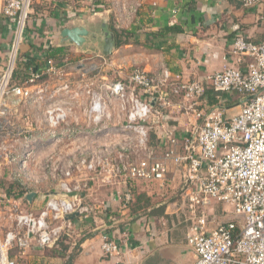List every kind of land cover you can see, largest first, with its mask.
Segmentation results:
<instances>
[{
	"label": "built area",
	"instance_id": "1",
	"mask_svg": "<svg viewBox=\"0 0 264 264\" xmlns=\"http://www.w3.org/2000/svg\"><path fill=\"white\" fill-rule=\"evenodd\" d=\"M1 1L3 14L14 21L13 38L0 63V160L19 164L12 179H23L27 162L34 160L42 143L53 148L42 169L52 176L61 173L64 179L85 170L104 173L107 181L120 178L126 184L163 186L173 165L182 181L183 219L187 244L195 253L193 264H264V41L236 33L229 52L239 65H226L205 77L216 91L239 94L240 110L226 117L217 105L202 106L187 135L179 138L166 129L158 137L157 149L149 143L152 119L164 120L170 93L185 101L183 113L194 110L205 91L203 81H184L166 66L155 73L134 67L126 80L111 79L95 72L96 62L88 61L87 66L81 60L71 74L66 65L46 58L42 68L29 67L17 84L12 77L32 0ZM101 1L108 4L102 10L110 11L113 27L120 30L130 29L145 0ZM240 3L261 8L264 0ZM14 93L20 96L25 117L30 107L36 109L31 124L40 137L15 131V114L7 102ZM83 138L92 142L75 147L79 153L75 162L54 150L53 145L62 143L68 153L71 143ZM60 188L66 196L79 187L64 180ZM1 196L6 201L5 194ZM132 198L128 185L121 199L127 206ZM218 204L229 207L234 217L216 220ZM74 211L86 216L90 208L77 195L48 196L37 212L12 204L8 213L12 224L5 231L0 228V264H16L10 252L28 248L32 239L41 248L55 245L70 225L64 216ZM101 249L109 256L121 251L107 235L102 236Z\"/></svg>",
	"mask_w": 264,
	"mask_h": 264
},
{
	"label": "crops",
	"instance_id": "2",
	"mask_svg": "<svg viewBox=\"0 0 264 264\" xmlns=\"http://www.w3.org/2000/svg\"><path fill=\"white\" fill-rule=\"evenodd\" d=\"M72 1L33 0L30 20L28 19L19 50L20 55L35 53L37 61L31 66H44L46 58L39 52L48 43L64 47L67 51L66 48L70 45L61 42L60 29L85 22L79 16L67 18L74 15L69 10V3ZM2 7L0 0V63L6 59L14 30V21L3 14ZM101 15L104 14L86 21L92 22L93 18H101ZM66 18L68 22L64 24ZM170 27H178L180 31L169 30ZM130 31L127 42L116 46L111 56L118 63L121 73L117 70L120 74L125 73L121 65L126 64H132L148 73H155L166 66L182 80L198 79L203 81L205 87L194 110L187 114L181 111V104L185 101L169 94L170 102L164 120L156 122L152 119L151 132L158 147L153 146L160 149L158 137H161L162 132L170 129L179 138L187 135L186 130L195 121V112L202 106L211 109L217 105L226 117H229L228 112L241 107L242 97L239 94L216 91L205 77L226 65H239L229 52L236 33L239 32L254 42L264 41V5L261 8H246L241 5L240 0H145ZM71 48L81 54L76 47ZM69 55L65 52L56 59V64L67 66L63 62ZM89 60H93L92 55ZM241 65L244 66L245 63ZM67 68L74 74L72 67ZM7 102L15 114V131L24 136L40 137L41 132L31 124L36 109L30 107V115L25 117L20 96L15 93L7 97ZM19 138L23 140L22 136ZM90 142L92 139L87 138L73 142L68 153L64 151L62 143L53 146L57 153L62 151L67 159L75 162L79 159L75 147L82 144L89 146ZM163 143L162 141L161 144ZM52 149L45 143L39 144L34 160L27 162L23 179L16 180V183L25 190L24 194L34 191L35 195L30 202L7 198L8 206L0 209V228L5 231L12 224L8 216L12 204L37 212L48 196L70 198L77 195L90 211L86 216L79 215L72 219L55 245L41 248L32 239L28 248L11 251L10 257L15 259L16 264H193L195 253L186 241L187 224L183 219L182 181L178 168L170 165L168 179L163 186L146 182L126 184L120 178L107 181L104 173L85 170L74 172L73 177L64 179L61 173L52 176L47 169H42ZM18 167V163L7 164L0 160V176L10 180ZM64 180L79 188L65 196L60 188V182ZM178 180L181 181V188L179 194L175 195V183ZM128 185L135 192L146 193L150 198V206L136 211L126 206L121 197ZM220 211L221 205H215L216 220L223 221ZM103 235L117 242L121 250L119 254L109 256L103 253Z\"/></svg>",
	"mask_w": 264,
	"mask_h": 264
},
{
	"label": "water",
	"instance_id": "3",
	"mask_svg": "<svg viewBox=\"0 0 264 264\" xmlns=\"http://www.w3.org/2000/svg\"><path fill=\"white\" fill-rule=\"evenodd\" d=\"M99 23L94 24L86 20L93 16L100 17ZM75 15L68 16L67 18H74ZM64 21V24L68 22V19ZM79 18L85 20L78 25L73 26H63L59 35L61 37L62 43H67L70 46H74L83 53L87 55H101L103 57L110 56L115 49V34L109 29L110 24V11L109 10H100V11H90L87 14L80 15ZM94 20V18L92 19ZM91 20V21H92ZM89 39L93 41L92 45H88ZM155 98L151 100L150 105L154 106ZM154 121L158 122L157 118H153ZM35 192L30 191L29 193L24 194L21 198L23 200L31 201L34 197ZM79 216L78 211L68 213L64 216V220L71 221L75 217ZM52 244L50 245V247Z\"/></svg>",
	"mask_w": 264,
	"mask_h": 264
},
{
	"label": "trees",
	"instance_id": "4",
	"mask_svg": "<svg viewBox=\"0 0 264 264\" xmlns=\"http://www.w3.org/2000/svg\"><path fill=\"white\" fill-rule=\"evenodd\" d=\"M108 6L107 3L101 0H90V5L87 8V13L90 11H100ZM130 29H114L113 32L115 34V45L118 47L119 45H123L127 42L128 36L130 35ZM169 30L173 31H180L178 27H170ZM34 47V45H32ZM39 53L43 54L45 58L52 59L56 63V59H58L61 55H64L65 48L64 47H56L52 44L48 43L43 48H40ZM37 56H35V53H26L23 55H20L18 58V61L16 63L15 70L13 72V81L17 84L21 83L25 78V70H27L33 63H36ZM217 101V100H216ZM215 105V104H214ZM156 139L153 136V133H150V141L149 143L151 145H156ZM13 184V185H12ZM9 186H6L5 189L2 190V194H5L7 198H11L13 200L21 199L24 196L25 190L20 188V185H18L15 181V183H12ZM133 193L132 200L128 203L127 206L132 211L136 210H143L150 206V198L147 196L146 193L143 192H135L133 191L132 187L130 188ZM14 251V250H13Z\"/></svg>",
	"mask_w": 264,
	"mask_h": 264
},
{
	"label": "rangeland",
	"instance_id": "5",
	"mask_svg": "<svg viewBox=\"0 0 264 264\" xmlns=\"http://www.w3.org/2000/svg\"><path fill=\"white\" fill-rule=\"evenodd\" d=\"M32 4H33V0L31 2V6H32ZM70 4H71V6L74 5V7L69 6L70 7L69 10H72L71 12H73V14L75 16H80L81 14L87 12V8L90 5V0H73L71 3H69V5ZM85 14H87V13H85ZM28 23H29V21H28ZM90 23L98 24L99 23V18H96V19L92 20V22H90ZM109 29L111 31H113L115 29L113 27V25H112V20L111 19H110ZM92 44H93V41L89 39L88 45H92ZM119 46H122V45H119ZM115 48H117V47H115ZM66 49H67L66 53H68L70 55H69V58L67 60H65L63 63L66 62L67 66L68 67H72L73 70L76 69L75 67H76L77 63L80 60L84 64H88L89 63L88 61H91V62H96L97 66H98L96 71H95V72H97V74L105 75V76H107V77H109L111 79H123V80H126L127 79V75H129L131 73V71L135 67L132 64H126L125 66L121 65V68L124 69L123 72H125V73L124 74H120L121 73L120 72L121 69L118 68V63L111 58L113 53L110 56H107V57H103L101 55H97V56L92 55L93 56V60H89V59H91V55H87L86 53H83L81 51H80L81 54H79V52H76L74 49L71 48V46H67ZM78 54H79V56H75L74 57V55H78ZM118 54L119 53L117 52L116 55H118ZM87 56H89V57H87ZM17 61H18V59H17ZM87 66H89V64ZM117 69H119L120 73L118 72ZM234 100H236V98H234ZM239 110H240V108H237L236 110H233L232 112H228V116H232V115L236 114ZM104 142L105 141H102V143H104ZM12 183H15L14 179L7 180L5 178V176H3V177L0 176V189H2V188L5 189L6 186L11 185ZM175 184H176V186H175V189H174V191H175L174 194L177 195L180 192L181 181L178 180L177 183H175ZM2 193H3L2 190H0V209L3 208L4 206L5 207L8 206V203L1 196ZM221 207L227 209V211H220V213H219V215L222 216L223 220L231 219V218L234 217L232 211L229 210V207H227L226 205H223V204H221ZM23 210H26V209L24 208Z\"/></svg>",
	"mask_w": 264,
	"mask_h": 264
}]
</instances>
